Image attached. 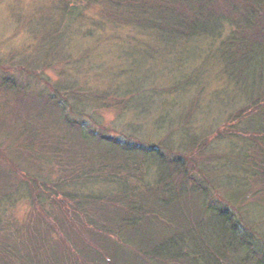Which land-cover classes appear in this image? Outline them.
I'll list each match as a JSON object with an SVG mask.
<instances>
[{
	"label": "trees",
	"instance_id": "obj_1",
	"mask_svg": "<svg viewBox=\"0 0 264 264\" xmlns=\"http://www.w3.org/2000/svg\"><path fill=\"white\" fill-rule=\"evenodd\" d=\"M53 7L62 17L36 36L48 59L32 67L33 78L50 85L46 74L58 77L55 123L82 138L87 161L82 169L69 161L59 177L23 174L17 200L31 209L29 225L12 232L0 225V264H264V235L250 211L258 205L264 223V0H56ZM90 9L100 19L85 31L90 23L82 20L96 17ZM78 34L115 46L114 86L79 81L93 48L76 56L59 48ZM18 64L0 63L10 88L18 86ZM163 69L169 74L159 78ZM166 90L177 97H156ZM129 105L131 128L116 133L92 113ZM175 105L179 129L196 134L186 151L166 143L167 132L162 137ZM214 116L211 134L204 122ZM209 135L225 149H208ZM216 157L236 173L207 171L202 160Z\"/></svg>",
	"mask_w": 264,
	"mask_h": 264
},
{
	"label": "rangeland",
	"instance_id": "obj_2",
	"mask_svg": "<svg viewBox=\"0 0 264 264\" xmlns=\"http://www.w3.org/2000/svg\"><path fill=\"white\" fill-rule=\"evenodd\" d=\"M54 1L56 2V0H0V63L14 65L15 61L17 62L19 59V64L15 66L18 68L15 71L17 73L15 76L19 81L17 88L8 87V82L4 81L8 70L0 67V157L3 159L0 158V199L5 198V201L0 204V225L5 226L9 232L18 228L23 230L24 227L26 228L29 225L28 220L31 209L25 200H17L21 197L22 183L27 180L23 177V174L28 176L32 175L34 170L43 169L46 172L54 171L53 173L59 177L62 169L69 168V161L80 163L79 169H82L83 164L87 161L85 150L83 151L80 148V146H85L84 143H81L82 138L78 140L72 137L68 128H59L55 123V120L60 121L62 118L61 114L56 112V107L50 103L54 93L53 83L58 80V77L54 71L46 74L50 85L47 81L40 82L33 78V73H36L33 68H39L41 63L48 59L47 55L36 50L38 49L36 36H39L41 32L43 33L42 27L44 25L49 27L52 23L57 22L53 21L54 18L58 17L60 19L62 17L60 13L55 11L53 7ZM96 12L94 9L87 11L86 15L96 17L94 18L95 20H82L83 23L91 24L85 26V31H87L89 26L95 24L96 20L100 19ZM64 39H67V36ZM72 41V43L69 41L65 42L64 46L59 48L65 52L68 51L65 47L74 49V56L88 51L91 47L93 48L92 59H90L87 67L86 63L79 70L80 75L78 76H81L79 81L82 83L86 82L85 78L88 76L90 83L94 86L97 85L96 83L100 84L99 87L103 91L107 90L109 86H114L111 83L113 79L109 72L112 69L114 70L112 61H114V53L117 52L115 46L110 48L111 46L105 47L99 42L94 44L93 38L89 39L81 34L76 35V39L72 38ZM87 61L89 59L82 63ZM90 67L92 69H89ZM156 72L159 73V78H165L169 74L164 69L161 72L156 70ZM23 77L27 81L30 79L25 86H23L24 82L21 79ZM119 79L123 80L124 78L119 77ZM61 84L63 83L61 82ZM159 88L156 87V90L152 89L151 91L153 93L158 92ZM155 95L165 99L177 97V94L171 90H166L164 95L159 93H155ZM186 100L187 97L183 99L184 105L189 102L191 106V102ZM45 103H47V107ZM173 111L175 123L171 130L164 131L162 137L167 132L164 141L168 144H175V148L178 151L181 149L179 147L185 149L189 148L190 145L192 149L196 143L193 141L191 144L190 136L192 137L196 134L185 132L183 126L182 130L179 129L182 125L178 121V117L182 112L181 105H175ZM92 113L96 116L94 117L96 121L102 126L112 129V133H116L114 129L124 131V128H131L130 125H127V122L136 116L133 105L127 106L123 111L120 109H104L99 110L97 113L94 111ZM70 116L79 121L84 119L83 116L74 112ZM182 120L180 121L183 123ZM213 121H216L215 116L211 120L204 122L205 127H207L205 130L211 131L210 128L215 127V130L218 127ZM213 133L214 131H211V134ZM150 134L155 135V133ZM205 138L210 144L208 149L214 145L219 146L216 149L217 153H220L223 150V146L225 149L227 145L223 142L220 145L218 143L215 144L218 141L215 136L209 135L205 136ZM160 139L155 138L152 141H159ZM31 141H33V145L29 147V154L24 150ZM47 144L48 148L42 149ZM68 146L71 148L73 146V149L79 153L70 157L66 153ZM58 148H61L62 151L57 152ZM89 154H91L92 160H95L98 155L96 150H88L87 157ZM32 155L36 158L32 157ZM29 156L32 160L29 159ZM200 158L201 156L197 159ZM217 159L216 157L202 160L206 162L207 171L212 174L219 172L222 176L228 173H236V170L232 167L228 168L218 165L219 163L215 162ZM219 166H222L221 169ZM250 211L252 219H256V228L264 235L262 217L258 218L259 206L252 205Z\"/></svg>",
	"mask_w": 264,
	"mask_h": 264
}]
</instances>
